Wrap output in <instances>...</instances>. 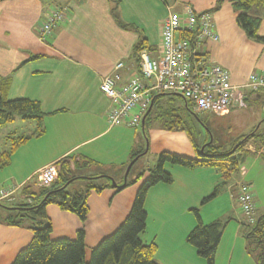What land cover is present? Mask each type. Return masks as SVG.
Listing matches in <instances>:
<instances>
[{"label": "crops", "instance_id": "0c3cea01", "mask_svg": "<svg viewBox=\"0 0 264 264\" xmlns=\"http://www.w3.org/2000/svg\"><path fill=\"white\" fill-rule=\"evenodd\" d=\"M216 3L217 0L0 1V75L12 76L9 98L38 101L44 112L51 113L44 119L45 133L41 135H37L36 123L22 118L0 126V154L12 149L11 135H34L14 150L8 166L0 167V189L18 187L20 192L24 185L36 181L41 168L56 164L71 154L114 166L111 175L119 183L124 181L132 154L144 149L138 130L143 119L138 127L109 126L108 116L113 103L102 91L101 83L106 76L117 71L127 79L139 75L131 55L143 39L147 41L151 55L158 56L167 5L178 15H184L187 7L198 13L211 12L213 30L219 34V40H206L201 51L230 73L234 86L241 88L253 75L264 74V42L246 34L237 22V12L229 0L213 11ZM57 5L68 6L66 18L42 40L41 27L50 10ZM115 15L134 28H123ZM259 34L264 36V20ZM120 61L125 62V66L116 71L115 66ZM148 113L149 110L143 118ZM255 117L258 116L255 114ZM254 148L252 156L264 157L261 155L263 148ZM256 161L250 163V168L244 167L238 173L239 179L232 183L211 168L166 165L174 182L160 183L149 190L145 202L147 227L140 234L143 242L157 245L156 257L161 264H207L200 258L197 248L187 242L188 234L199 223L193 210L199 211L205 224L222 222L224 234L226 223L233 218L235 209L241 208L238 182L251 184L254 196L256 194L253 187L256 176L252 174ZM142 180L118 193L109 187L96 194L91 209L97 220L90 225L97 223V228L92 230L97 241L104 233L114 232L125 220ZM224 184H227L226 192L231 197V208L220 214L208 211L222 193L220 187ZM213 193L216 194L209 201L203 202ZM105 197L106 200L101 201ZM62 213L64 218L71 219L72 224L61 233L84 228L87 245V225L78 217ZM238 222L229 241L223 242L222 236L218 255L228 263L237 255L240 261L257 264L249 253L245 236V223L249 222L247 216L243 213ZM22 229L0 223V264H11L31 241L33 235Z\"/></svg>", "mask_w": 264, "mask_h": 264}, {"label": "trees", "instance_id": "16d2710c", "mask_svg": "<svg viewBox=\"0 0 264 264\" xmlns=\"http://www.w3.org/2000/svg\"><path fill=\"white\" fill-rule=\"evenodd\" d=\"M229 1L232 3L234 10L237 12L238 24L244 29L246 34L252 39L264 42V36L259 34V29L264 20V0ZM224 2L225 0H217L213 11L219 10ZM64 6L57 5L55 7ZM116 18L118 19L117 16ZM117 22L123 28H134L133 25L123 23L119 19ZM181 37L193 40L194 34L190 31H182ZM144 49H148L147 41L145 39L139 42L133 49L131 57L139 75L131 76V78L136 77L140 81L147 83L140 67L141 52ZM200 53L207 56L205 51H201V48ZM37 57L38 56H33L32 58ZM118 74L121 76L118 85L123 86L127 84L128 79L125 78L122 73L118 72ZM12 80V76L0 75V126H6L13 123L17 118H22L25 121H32L36 123L39 131L37 135L45 133V128L43 126L44 119L51 113L44 112L38 101L25 98L14 100L10 99L9 91L12 86ZM246 90L247 88L245 89V100L247 101V106L242 108H233L225 115L240 113L246 116L250 111V114H256L259 116L263 113L264 90L254 91L248 89L247 93ZM171 93H176L184 97L182 94L174 91H163L160 92V94H152L151 104H153V106L151 110L148 109L149 113L144 118V123L142 122L143 128H145V133L149 116L151 115L154 107L158 105V102L160 103V96ZM184 101L186 108L198 117V114L200 113L194 111L192 103L185 97ZM253 112H255V114ZM163 117L165 119V126H167L168 129H183L182 119L180 117L175 119L176 116L174 114V109L166 110ZM33 136L11 135L10 139H13L12 149L0 154V167L5 168L8 166L11 162L14 150L19 145L30 140ZM189 137L192 138L197 156L188 157L170 151L160 152L158 155V164L151 167L146 179L139 187L131 211L114 232L102 238L92 249L90 260L87 263L84 262L86 258L85 229L81 228L77 230L76 238L53 239L51 235L53 225L47 213V206L55 203L61 209L75 213L82 221H85L90 214V207L87 199L93 189H95L97 193H100L110 186V188L115 189L118 193L125 187L132 184V182L129 180L127 181L124 177V181L122 183H119L118 181L115 182L114 180V184L89 185L84 187V191L82 192L80 190L75 191V188L71 187L69 192L68 187L76 178L69 180L68 173H72L77 168L98 163L93 159H88L85 156H79L77 154H71L60 159L56 163L58 177L51 186H40L36 178V181L31 184L24 185L20 190L23 191L24 195L26 194L28 198H31L33 194L29 191L33 188L34 191L36 190L42 193L45 198L42 199L36 206L30 207L32 202H26L19 203L17 206L13 207L14 209L25 211L26 218H30L32 220L33 225L25 227L32 231L33 236L29 244L19 251L11 264H161L156 257L158 251L157 245L155 243L147 244L143 242L140 238V234L144 232L147 227L148 215L145 209V202L149 190L160 183L172 184L174 182V176L166 169V165L174 164L194 169L212 168L221 172L224 178H230L233 174L239 173L245 167L247 160L250 156H252V153H254L251 150H246L245 148L250 141H254L259 149L264 145V132L259 133V129H254L251 133L243 135L237 139L233 149L229 152L217 151L218 148L214 146L212 142H207L204 145V148L200 150V147L196 144L193 136L189 134ZM257 147L255 149H258ZM143 150L134 152L128 164H130L134 158L146 151V149L144 151ZM261 155H264V153ZM128 164L127 166H129ZM94 178L96 177H90L89 179L91 180ZM140 179L141 178L138 177L133 184ZM18 193L19 192H17L16 195ZM215 194L216 193H213L204 198L203 202L209 201ZM15 200L16 199H2L0 200V205H4V201L13 202ZM193 211L197 215L199 223L188 234L187 242L197 248L199 256L205 258L207 260V264H216L217 251L223 236L225 225L218 220L205 224L201 220L199 211L197 209H194ZM10 217V220L7 218L3 220L0 219V223L7 224L9 226L24 227V225L21 224V221L14 219L12 215H10ZM245 224V236L248 241L249 253L255 257L257 264H264V214L260 215L258 219L255 217L252 223L246 222Z\"/></svg>", "mask_w": 264, "mask_h": 264}, {"label": "built area", "instance_id": "2783aa9c", "mask_svg": "<svg viewBox=\"0 0 264 264\" xmlns=\"http://www.w3.org/2000/svg\"><path fill=\"white\" fill-rule=\"evenodd\" d=\"M68 7H53L41 27L40 38L49 35L57 22L66 18ZM211 12L198 13L187 7L184 15L172 12L167 5V14L163 19L162 47L158 56L153 57L150 50L141 52L140 67L146 83L134 77L127 84L119 86L120 74L108 75L101 88L110 98L113 108L108 116L109 126L140 125L148 111L153 93L174 91L188 99L197 113L212 112L225 115L233 108L247 106L245 89L264 90V74L253 75L247 84L238 88L232 84L230 73L218 63L200 53L206 40L218 41L219 34L213 30ZM182 31H190L194 39L178 36ZM120 61L115 66L119 70L124 66ZM56 164H48L40 169L37 181L42 187H49L57 179ZM239 202L249 222H253L257 211L251 184L240 181ZM18 187L0 189V200H14Z\"/></svg>", "mask_w": 264, "mask_h": 264}, {"label": "rangeland", "instance_id": "374dc122", "mask_svg": "<svg viewBox=\"0 0 264 264\" xmlns=\"http://www.w3.org/2000/svg\"><path fill=\"white\" fill-rule=\"evenodd\" d=\"M147 83H153V80H147ZM160 98V103L158 102V105L154 107L151 115L149 116L146 133L143 130L142 124L138 128L139 136L142 140V146L144 147V150L148 148V151L138 158V160L134 163L128 173L127 181H131L132 184L139 176L143 179L140 182V186L142 185L151 167H154L156 164H158V155L162 151H170L188 157H196L197 155L195 152V146L193 144L192 138L189 137V134L193 136L196 141V144L200 147V150L204 148V145L207 142H212L213 145L218 148L217 151L229 152L233 149L235 142L241 136L251 133L254 129H259V133L264 132V113H262L258 117H255V115L250 114V111L249 114L246 116L240 113H233L231 115H218L207 111L198 114L199 116L197 117L196 114L190 112L186 108L184 97H182L181 95L171 93L161 95ZM171 109H174V114L176 116L175 119L177 117H180L182 119L183 129L170 130L167 126H165V119L163 117L164 112L166 110ZM255 145L256 143L254 141H250L245 148L246 150H252ZM260 148H263L264 152V145ZM254 159L257 161L252 167V174L256 176V178L253 179L255 181L253 182V187L256 191L255 203L258 209L255 215L258 219L260 215L264 214V157L260 158L250 156L246 162L245 167L250 168V163L253 162ZM127 168L128 166L125 169L124 177L126 176ZM211 170H215V172L222 176V173L218 170L212 168ZM114 171V166L108 164H94L77 168L72 173H68L69 180L76 178L68 187V191L70 192L71 187L75 188V191L80 190L82 192L84 191V187L89 185L114 184V180L115 182L117 181L115 178L114 180L111 179L112 177H114L111 175V173ZM90 177L96 178L90 180ZM234 179H239L238 173L233 174L226 181H228V183H232ZM220 190L222 191V193L218 195L217 200L211 205V207H209L208 211H217V213L220 214L231 208V197L230 194L226 192L227 184L221 185ZM29 192L33 194L31 198H28L26 194L24 195L23 191H20L16 195L15 201H4V205H0V219L3 220L7 218L10 220V215H12L14 219L21 221V224L24 225V227H22V230H24L23 232H30L32 234V231L29 228L25 227L32 226V220L30 218H26L25 211L13 208L19 203L26 202H32V205L30 207L36 206L40 203L42 199L45 198L42 193L36 190L34 191L33 188H31ZM96 194L97 192L95 191V189H93L91 194L88 196L87 202L90 207V214L85 221H82L75 213L61 209L55 203L49 204L47 206V213L53 225V231L51 234L53 239L76 238L77 232H72L68 234L61 233L65 227H69V225L72 224L70 218H64L62 216V212L69 214V216H72L73 218L78 217L83 222V224L87 225V230L89 231V238L86 245V258L84 261L85 263L90 260L92 249L100 242V240L97 241V237L92 234L95 228H97V223L94 222L93 225H90L91 222L97 220L95 213H93L92 211L94 203L96 202ZM106 198L107 197L103 198L101 201L106 200ZM240 216H243V211L241 208H236L235 213L233 214V218H231V220L226 223V230L223 234V242H227L231 239L233 228L239 225L238 221H240ZM110 234L111 232H106L103 234L102 238ZM27 245L28 244H26L24 248ZM200 258L205 263H207V260L205 258L201 256ZM216 264L249 263H247L246 261H240L237 255L234 257L231 263H228V260L223 259L220 255H218L217 252Z\"/></svg>", "mask_w": 264, "mask_h": 264}, {"label": "water", "instance_id": "95a60500", "mask_svg": "<svg viewBox=\"0 0 264 264\" xmlns=\"http://www.w3.org/2000/svg\"><path fill=\"white\" fill-rule=\"evenodd\" d=\"M152 106H153V104H151L149 110H151ZM144 118H145V117H144ZM144 118H143V123H144ZM147 151H148V148L146 149V151H145L144 153H146ZM144 153H143V154H144ZM143 154H140L139 156H137L136 158H134V159L130 162V164H129L128 168H127L126 176H125V179H126V180H127L128 173H129V171L131 170L132 166H133L134 163L138 160V158H139L141 155H143ZM111 179H113V177H112ZM113 180H114V179H113ZM125 183H126V182H125Z\"/></svg>", "mask_w": 264, "mask_h": 264}]
</instances>
